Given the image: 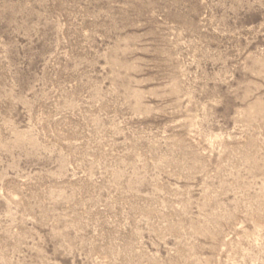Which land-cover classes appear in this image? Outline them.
<instances>
[{
	"label": "rangeland",
	"instance_id": "374dc122",
	"mask_svg": "<svg viewBox=\"0 0 264 264\" xmlns=\"http://www.w3.org/2000/svg\"><path fill=\"white\" fill-rule=\"evenodd\" d=\"M0 264H264V0H0Z\"/></svg>",
	"mask_w": 264,
	"mask_h": 264
}]
</instances>
